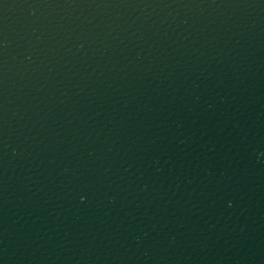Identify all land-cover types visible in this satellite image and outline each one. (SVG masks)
Wrapping results in <instances>:
<instances>
[{
	"label": "water",
	"instance_id": "95a60500",
	"mask_svg": "<svg viewBox=\"0 0 264 264\" xmlns=\"http://www.w3.org/2000/svg\"><path fill=\"white\" fill-rule=\"evenodd\" d=\"M0 264H264V0H0Z\"/></svg>",
	"mask_w": 264,
	"mask_h": 264
}]
</instances>
